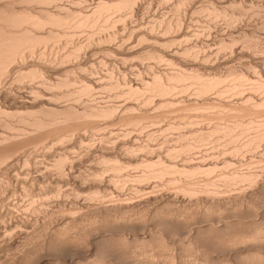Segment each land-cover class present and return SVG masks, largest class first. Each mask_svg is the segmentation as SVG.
<instances>
[{"label": "bare ground", "instance_id": "6f19581e", "mask_svg": "<svg viewBox=\"0 0 264 264\" xmlns=\"http://www.w3.org/2000/svg\"><path fill=\"white\" fill-rule=\"evenodd\" d=\"M71 1L74 4L65 3L63 0H0V175L4 174L2 172H7L9 183L12 178L16 188H21L26 195L32 194L35 184L40 185L51 174V178L54 179L58 175L59 180L63 181L67 176V169L70 170L68 167L81 163L83 157L80 156L81 153L77 152L78 155L75 156L76 154L72 155L67 151L69 144L68 146L66 144L74 140V135H81H78L80 138L77 143L83 146L85 144L83 135L87 130L98 133L102 120L120 125L122 132L119 131L118 136V132L114 134L117 139L113 137L115 141L112 139L111 145L110 134H104L105 138L101 137V141L102 139L104 141H99L102 144L96 147L102 150L99 158L104 164L102 168L95 169L90 174L79 178L73 177V181H78L80 186L91 178L94 187L92 186L93 189L89 192L88 198L95 200V205L92 204V207L80 212H77L76 208L73 210L63 208V213L68 212L72 215L67 221L61 222L62 225L55 226L52 230L49 229L50 231L45 229L50 227L48 225L55 218V211L41 210L44 211L42 225L39 224V227L32 232L27 231L23 238L24 243L26 241L30 244L29 241L34 238L40 239L42 233L46 231L45 239L54 250L62 253L60 255L66 251L72 252L71 245L83 235H88V238L95 242L96 256H99L97 258L101 256V261L107 252V247L109 250L108 243L114 242L116 247L118 245L114 251L117 258L115 259L120 264H264V151L259 150L264 147V56L261 57L263 60L261 63L259 61L258 64H250L249 62L248 66L245 65L247 66L245 70H239L240 68L233 65L229 66L225 72H221L220 69L218 71V68L217 71H209L210 66L213 65L206 64L212 56L210 55L212 51H208L209 48H205L207 52L203 53L201 49L203 46L196 48L190 43L181 47L179 34L167 36L180 28L183 6L186 3L188 5L191 0L177 1L174 7L177 13L175 19L160 20L159 18L144 29L145 31L137 32L139 36L136 33L138 37L136 40L144 43L140 44L143 45L140 46L141 48L121 53L120 50L130 47V43L127 44L130 35H127L128 41L127 38L124 39L125 43L122 41L124 38L122 36H125L126 30L122 35L124 31L118 34L116 28L120 23L124 28L128 26L126 24H130L127 22H130L135 10L143 5L140 4V0H96L93 5L87 0ZM86 2L87 5L84 4ZM210 2L212 1L200 7L198 11L207 13L211 20L224 18L228 24L233 25L244 13V11L237 12L236 9L230 10L233 8L226 5L218 6ZM259 3L258 6L261 5L259 7L264 8V4ZM252 5L254 7V4ZM231 7H237L238 10L237 3H232ZM241 7L239 6V10L242 9ZM263 8L262 10L259 8L260 11H263ZM118 28L122 29V27ZM82 32H86L89 37L88 40L86 39L87 42L84 40L85 43L77 37V34ZM133 32L135 30L129 32L131 36ZM117 34L120 35L119 38L122 37L121 41L117 39L118 46L123 42L126 44L124 49L116 47L120 49L118 52L123 54L121 63L131 62L132 65H138L140 68L146 67L145 70L148 72L143 70L147 75H142L139 69L140 77L137 79L133 77L135 80L131 78L134 75L128 79L124 70H122L124 72L121 71V74H124L117 76L116 70L120 72L121 68L114 70L113 65V68L107 70L108 72L105 70L107 73H104L103 77L101 75L102 78H93L94 76L90 74L94 68L90 70L88 66L82 65V60L79 61L84 51L86 54L88 50L86 48L92 46V43L94 47L95 43L102 45V49L109 57L113 55L116 50H113L111 44L117 38ZM252 34L242 32L229 39L221 38L220 41L218 40L219 48L223 51L233 50L238 43H241L252 51V54L255 51L264 50L262 43L260 45L255 39V34ZM175 44L180 45L179 47L176 45L178 49L174 48L175 51H171L170 47ZM243 45H240L241 48ZM100 46H96L95 49ZM200 55L207 61L206 63L198 62ZM115 56L116 54L113 55ZM77 60L81 63L76 62ZM102 62L101 59L99 63ZM218 62L220 63L219 60ZM162 63H166L168 67L164 68V65L163 70L155 69V65L160 66ZM103 64L107 65L105 61ZM130 66L126 67L130 69ZM215 66L212 67L215 69ZM260 66L263 72L261 68H258ZM134 73L136 76V72ZM10 74L18 89L10 88L2 91L4 88L1 89V87L5 85ZM96 87L108 94L112 101L103 100L101 103L102 100H98L97 102L96 95L95 97L93 95ZM19 88L27 89L24 91ZM211 94L216 95L214 97L216 101H212L215 100L214 98L210 101ZM98 95V98L102 97V94ZM181 95L187 97L188 103L187 100L185 103L182 101L184 104L181 102ZM237 96H240L239 100H235L234 97ZM232 97L236 102L228 100L229 98L232 100ZM109 98L106 99L109 100ZM179 98L180 103L177 102ZM175 104H182L180 107L176 106L180 111L176 114L177 118L165 124V127L163 123L160 124L163 132L172 133V136L176 133L174 142L170 134L171 140L167 133L163 135L162 131L157 129L162 136H165L163 138L168 139L163 141L162 138L164 143L172 141L168 145L166 143L167 146L163 142L159 143L165 146L163 151L161 150L164 146L158 145L159 149L161 148L158 151L155 143L152 144L157 150L150 144L152 139L159 138L151 131L147 132V138L150 140L146 139L145 143L132 142L135 139V136L130 135L134 132L133 130L142 132L149 125L160 129L161 126L157 123L165 118L172 107V110H176ZM152 105L159 111H153ZM149 108L153 110L150 112ZM167 108L171 109L168 111ZM176 111H171L174 112L173 116ZM169 117L171 118V113L168 114L167 118ZM165 120L168 121L166 118ZM83 129L87 130H84L85 133L82 134ZM95 133L93 136L96 135ZM44 139H49L50 144H46L47 148H55L58 144L64 149L56 154V157L54 156L51 167H46L47 165L42 163L39 165L40 162H37L38 164L35 163L37 168H32L34 171L29 170L30 167L25 170L31 165L32 160L30 156H24L22 161L26 167L18 171V162L13 156L23 149H29L26 147L30 145H37ZM157 139L155 141L159 142ZM96 144L90 143L89 146ZM206 148H209L211 152H208ZM203 150L204 152L207 150L208 153L198 154ZM139 151H144V155L139 154L142 153ZM259 151H262L263 159L258 160V157L256 159L252 157L247 163H242L246 155L248 158L249 154L250 158L251 154L255 155ZM138 154L144 157H139ZM43 165L44 168L39 167ZM109 171L111 175L106 179L105 175ZM1 176L4 177V175ZM58 184L56 196H60L61 192ZM102 188L110 191L103 194ZM126 188L128 191H124ZM8 190H10L9 187ZM14 191L16 193V190ZM35 200L36 198L32 199V205ZM6 201L5 196L0 195V203L3 205ZM1 217L0 213V220ZM68 247L70 252L66 249ZM65 249L66 251L62 252ZM29 250L26 249L27 252L24 250L25 256L22 255L24 259L30 253L32 254ZM90 259H93L92 256ZM197 259L202 262L197 263ZM89 262L87 264H91Z\"/></svg>", "mask_w": 264, "mask_h": 264}, {"label": "rangeland", "instance_id": "374dc122", "mask_svg": "<svg viewBox=\"0 0 264 264\" xmlns=\"http://www.w3.org/2000/svg\"><path fill=\"white\" fill-rule=\"evenodd\" d=\"M65 3L67 2L68 4L70 3H72V1L71 0H63ZM71 1V2H70ZM88 1V3H91L92 5L94 4V2L96 1V0H87ZM177 1L178 0H140V4H143L142 6H141V9H139L140 8V6L135 10L136 12H134V15H133V17H132V19L130 20V22H127V23H130V24H126V25H128V26H126V27H128L127 29H129V30H127L126 29V27L124 28V26H123V24H119V26H117V33L118 34H120V33H122L124 30H126V34H125V31H124V33H122V35L123 34H125V36L123 35L122 37H124V38H122V37H120L119 38V36L120 35H118L117 34V38L114 40L115 41V43H114V41H112L113 43L111 44L112 46H113V50H116V51H114V54L113 55H115L116 54V56L115 57H113V55H111L110 57L111 58H115L114 60L113 59H111L108 55H106V52L102 49V45L100 46L99 44L97 45V43H95V47H94V43H92V46L90 47H87L86 49H88L87 51H86V54H85V51H84V55L86 56H84L83 54L81 55V59L79 60V61H81L82 60V62H83V66L84 67H86V66H88L87 68H89L90 70H92V68H94V70L93 71H95V73L94 74H97L96 76L93 74V71H91V74L89 73V71H88V73L90 74V75H92V76H94L93 78H102L103 76H105L104 75V73L106 74L108 71V69L109 68H113V65L115 66L113 69L114 70H116V68H121L120 69V72L118 71V69L115 71L116 73V75L118 76V74H119V76L120 75H122V74H124V73H122L121 74V71L122 70H124V71H128L127 73L125 72V74H127L128 75V79H133V80H135V79H137V78H139L140 76V72L142 73V75H147L146 73L148 72L147 70H145L146 69V67H144V68H140V66L138 67V65H135V64H133L134 66H135V68H134V66L131 64V62H128V63H130L132 66H130V64H128V63H121V62H123L122 61V56H123V54H120L119 52L121 51V53H122V51H124V52H126V51H129V50H131V49H134V50H136V48L138 49V48H141L143 45H140V44H144V43H142V42H140L139 40V42L136 40L138 37L137 36H139L138 35V33L137 32H140L141 33V31L142 30H144V29H147L148 28V26H150L151 24H153V23H155V21L154 20H158L159 18H160V20H165V19H175L176 18V11H175V5H176V3H177ZM199 1V2H198ZM209 1H212V2H210V3H213V4H218V6H224V5H226V6H228V7H230V8H233V9H230V10H234V9H236L235 11H244V13H243V15H241V17H240V19L235 23V24H233V25H231V24H228L226 21H225V19L224 18H222V19H218V20H211V18H210V16H208L207 15V13H202V12H199L198 11V9L200 8V7H204ZM225 1H226V3H225ZM191 0V2L189 1L188 3V5H187V3H186V5L185 6H183V11H182V13H181V19H182V25L180 26V28L178 29V30H176V32H173V33H170V34H168L167 36L168 37H170L171 35H174V34H179L180 35V37H178V38H180V42H181V47H183V45H189L190 43V45H193L194 47H196V48H199V47H202L201 49H203V53L206 51L207 52V50L206 49H208V51L210 52V51H212V52H210V53H212V54H210V55H212V56H210V59H209V61L207 62L205 59H203L202 58V55H203V53H202V55H200L201 56V60L200 59H197L198 60V62L200 61L202 64H204V63H206V64H208L209 66L210 65H212V66H215V69L212 67V66H210L211 68V70H209V68H208V70L209 71H220L221 70V72H225L228 68H229V66H237L236 68H240L239 70H245L246 69V67L248 66L247 64H249V62H250V64L251 63H253V64H258L259 63V61H260V63H261V61H263L262 59H261V57H263L264 56V50H260V51H255L254 52V54H252V51H250V50H248V48L247 47H245L243 44H241V43H238L236 46H235V48L233 49V50H225V51H223V50H221L220 48H219V45H218V42L220 41V39L221 38H225V39H229V38H232V36H237V35H239L240 33H242V32H248L249 34H250V32H251V34L252 33H254L255 35V39H256V41L261 45V43H262V45L261 46H263L264 47V8L263 7H259V6H261V5H259L258 6V3H259V1H260V3L261 4H264V0H256V2H255V0ZM236 1V2H235ZM240 1V2H239ZM262 1V2H261ZM158 2V3H157ZM196 4V6H195V4ZM203 2V3H202ZM245 2V3H244ZM155 3V4H154ZM198 3V4H197ZM220 3V4H219ZM232 3L234 4V3H237L238 4V10H237V7L235 8V7H231V5H232ZM254 4V7H253V5L252 4ZM259 3V4H260ZM72 4H74V3H72ZM84 4H86L87 5V2L86 3H84ZM147 6V7H144L145 5ZM248 4V5H247ZM257 4V5H256ZM88 5H90V4H88ZM165 5V6H164ZM170 5V6H169ZM200 5V6H199ZM252 7H251V6ZM91 6V5H90ZM151 6V7H150ZM156 6V7H155ZM173 6V7H172ZM239 6H242L240 9L241 10H239ZM245 6V7H244ZM143 7V8H142ZM163 7V8H162ZM255 7H258V8H255ZM193 8V9H192ZM243 8H244V10H243ZM252 8V9H251ZM262 10V8H263V11H260V9ZM191 9V10H190ZM246 9V10H245ZM247 9H249V10H247ZM256 11H255V10ZM259 11H258V10ZM139 10V11H138ZM148 10V11H147ZM153 10V11H152ZM167 10V11H166ZM162 11V12H161ZM165 11V12H164ZM192 11V12H191ZM252 11V12H251ZM258 11V12H257ZM140 14H139V13ZM147 12V13H146ZM247 12V13H246ZM262 12V13H261ZM142 13V14H141ZM152 13V14H151ZM154 13V14H153ZM173 13V14H172ZM189 14V15H188ZM254 14V15H253ZM138 15V16H137ZM148 15V16H147ZM245 15V16H244ZM250 15V16H249ZM258 15V16H257ZM149 16H150V18H149ZM190 16V17H189ZM192 16V17H191ZM263 16V17H262ZM194 17V18H193ZM261 17V18H260ZM164 18V19H163ZM263 18V19H262ZM140 19H142V20H140ZM249 19V20H248ZM258 19V20H257ZM135 20V21H134ZM150 20V21H149ZM198 20H200V21H198ZM246 20H248V22L246 21ZM141 21V22H140ZM148 21V22H147ZM192 21V22H191ZM259 21V22H258ZM261 21H262V23H261ZM184 22H185V24H184ZM187 22V23H186ZM135 23V24H134ZM138 23V24H137ZM190 23V24H189ZM257 23V24H256ZM148 24V25H147ZM187 24V25H186ZM205 24V25H204ZM260 24H261V26H260ZM132 25V26H131ZM135 25V26H134ZM256 25V26H255ZM259 25V26H258ZM141 26V27H140ZM144 26V27H143ZM118 27H122V29L121 28H118ZM138 27V28H137ZM211 27V28H210ZM215 27V28H214ZM248 27H250V28H248ZM255 27V28H254ZM133 28V29H132ZM136 28V29H135ZM141 28V29H140ZM143 28V29H142ZM160 27L158 26V29H159ZM184 28V29H183ZM185 28H186V31H185ZM188 28V29H187ZM220 28V29H219ZM236 28V29H235ZM239 28V29H238ZM115 29V30H116ZM222 29V30H221ZM254 29V30H253ZM256 29V30H255ZM257 29H258V31H257ZM119 30V31H118ZM133 30H135V32H133V36H131L132 34H130L131 33V31H133ZM141 30V31H140ZM214 30V31H213ZM231 30V31H230ZM241 30V31H240ZM130 33H129V32ZM145 31V30H144ZM183 31V32H182ZM188 31V32H187ZM238 31V32H237ZM253 31V32H252ZM208 32V33H207ZM220 32V33H219ZM226 32V33H225ZM255 32H257V33H255ZM260 32V33H259ZM136 33H137V36H136ZM203 33V34H202ZM223 33H225V34H223ZM236 33V34H235ZM183 34V35H182ZM213 34V35H212ZM216 36H215V35ZM228 34V35H227ZM235 34V35H234ZM78 36V38H80V40H82V42H84L85 43V41H86V39L88 40V34L86 33V32H82L81 34H77ZM127 35L129 36H131V38H130V36H129V39L127 38ZM253 35V34H252ZM166 36V35H165ZM188 37L187 39L185 38V37ZM218 36V37H217ZM121 38H122V41H126V40H124V39H126L127 38V44H129L130 43V49L129 48H127V47H125L126 46V42L123 44V43H120L121 45L120 46H118V44H117V42H118V40L119 41H121ZM135 38V39H134ZM261 38V39H260ZM118 39V40H117ZM150 39V38H149ZM196 39V40H195ZM263 39V40H262ZM85 40V41H84ZM117 40V41H116ZM219 40V41H218ZM135 41V42H134ZM200 41V42H199ZM211 41V42H210ZM87 42V41H86ZM134 42V43H133ZM194 42V43H193ZM147 43V42H146ZM183 43V44H182ZM117 44V45H116ZM207 44V45H206ZM108 45H110V43H108ZM125 45V46H124ZM176 45H178V44H175V45H173V46H171L170 47V49H171V51L172 50H174L175 51V49H178V48H176L175 46ZM180 45V44H179ZM179 45H178V47H179ZM185 45V46H186ZM204 45H206V46H204ZM240 45H243L242 46V48H241V46ZM96 46H100L101 47V49H100V47H98V49H95V48H97ZM112 46H111V48H112ZM128 46V45H127ZM141 46V47H140ZM198 46V47H197ZM116 47H118V48H122L123 47V49H124V47H125V49L124 50H120V49H116ZM213 47V48H212ZM238 47V48H237ZM245 47V48H244ZM92 48H94L95 50H90V49H92ZM175 48V49H174ZM206 48V49H205ZM241 48V49H240ZM85 49V50H86ZM127 49V50H126ZM220 49V50H219ZM90 50V51H89ZM118 50H120L119 52H118ZM237 50V51H236ZM239 50H241V51H239ZM243 50V51H242ZM245 50H246V52H245ZM95 51V52H94ZM103 51V52H102ZM249 51H250V54H251V56L249 55ZM93 52V53H92ZM123 52V53H124ZM208 52V53H209ZM240 52V53H239ZM242 52H244V54L242 53ZM97 53V54H96ZM99 53V54H98ZM101 53V54H100ZM119 53V54H118ZM245 53H248V54H246L245 55ZM95 54V55H94ZM105 54V55H104ZM243 54V55H242ZM92 55V56H91ZM263 55V56H262ZM97 56V57H96ZM234 56V57H233ZM238 56V57H237ZM248 56V57H247ZM254 56V57H253ZM89 58V59H88ZM103 60V62L105 61V63H107V65L105 64V66H104V64L102 65V63H99V62H101V59ZM109 59L108 61L106 60V59ZM120 58V59H119ZM252 58H253V60H252ZM258 58V59H257ZM84 59V60H83ZM205 60V62L203 61V60ZM250 59V60H249ZM264 59V58H263ZM90 60V61H89ZM98 60V61H97ZM218 60L220 61V63L218 62ZM245 60V61H244ZM78 60L76 61V62H78V63H81V62H79ZM118 61V62H117ZM233 61V62H232ZM93 62V63H92ZM114 62V63H113ZM197 62V61H196ZM209 62H211V63H209ZM244 62V63H243ZM245 62H246V64H245ZM77 63V64H78ZM144 63H147L148 64V62H146V61H144ZM194 63H195V61H194ZM225 63V64H224ZM75 64V63H74ZM73 64V65H74ZM76 64V65H77ZM93 64V65H92ZM147 64H145V65H147ZM221 66H219V65ZM228 64V65H227ZM96 65V66H95ZM99 65V66H98ZM101 65V66H100ZM124 65V66H123ZM131 67L130 69H128L127 67ZM144 65V66H145ZM162 65V66H161ZM165 65V66H164ZM245 65H247V66H245ZM117 66V67H116ZM121 66H123V67H121ZM138 67V70H137V67ZM162 68H161V67ZM160 66L159 65H155V69H164V68H167L168 66H167V64L166 63H162V64H160ZM163 66H164V68H163ZM167 66V67H166ZM244 66H245V68H244ZM106 67V68H105ZM126 67V69H124ZM158 67V68H157ZM98 68V69H97ZM105 68V69H104ZM218 68V69H217ZM259 69L261 68V66L260 67H258ZM104 69V70H103ZM139 69H141V71L139 70ZM145 70V72H144V70ZM217 69V70H216ZM220 69V70H219ZM102 70H103V72H102ZM107 72H106V71ZM124 71H122V72H124ZM131 71H134V72H136V76H135V73L134 72H131ZM140 71V72H139ZM261 71H262V68H261ZM101 72V73H100ZM139 72V73H138ZM263 72V71H262ZM130 73V74H129ZM138 73V74H137ZM12 75H13V72H12ZM12 75L10 74V76H8L7 77V79L8 80H6V82H5V85H3L2 87H1V89H3L2 91H4L5 89H10V88H16V89H18L17 87H16V85H14V83H16V82H14V78L12 77ZM101 75H102V77H101ZM131 75H134V76H131ZM14 76V75H13ZM91 76V77H92ZM130 76H131V78H130ZM10 77H12V78H10ZM135 79H134V78ZM12 79V80H11ZM99 80V79H98ZM102 80V79H101ZM100 80V81H101ZM9 81V82H8ZM12 83V84H11ZM24 91L27 89V88H22ZM21 88H19V90H22ZM99 89V88H98ZM97 89V87H96V90L94 91L95 93L93 94L94 95V97H95V95H96V98H95V100L97 101V102H99L98 100H102L101 101V103H103V100H105V102H111L112 100L108 97V94H106L105 92L103 93L102 91H100V89L98 90ZM100 93V95L102 96V97H99L98 98V94ZM103 94H105V95H103ZM98 95V96H97ZM215 94H211L210 96V101L212 100V98H214V97H216V95L214 96ZM183 95H181L180 96V98H182L181 99V102L183 101L184 103H185V101L187 100V97H182ZM213 96V97H212ZM101 98H105V99H101ZM106 98H109V100L108 99H106ZM180 98L178 99V101L177 102H179L180 103ZM184 98H186V99H184ZM235 98V100H239V98H240V96H237V97H234ZM233 97H232V100L229 98L228 100H230V101H234V102H236L235 100H233L234 99ZM215 100H212V101H216V98H214ZM182 102V103H183ZM187 103H188V100L186 101ZM183 103V104H184ZM186 103V104H187ZM153 106V108L155 107L154 105H152ZM151 106V107H152ZM179 106H182V104H180V105H174V108H176V110H172L173 109V107H172V109L171 108H167V110L169 111L170 109H171V111H176V113H175V116H173L174 115V112H171V111H169L170 113H171V118L169 117V118H167V116H168V114H170L168 111V114H166V116H165V118L166 119H168V121L167 120H165V118L160 122V123H157L158 124V126L161 124L162 125V123H163V125H164V127H165V124L167 125L169 122H172V121H174L176 118H177V115L176 114H179L180 113V111L177 109V107ZM153 108L152 109H148V110H150V112H151V110H153ZM153 111H156V112H158L159 110H158V108L156 109V108H154V110ZM152 111V113H154ZM155 112V113H156ZM167 112H165V113H167ZM173 113V114H172ZM175 118V119H174ZM171 119V120H170ZM173 119V120H172ZM107 123V124H106ZM157 124L155 125V126H157ZM153 125V126H154ZM160 125V126H161ZM101 126V128H100V130L98 131V133H97V131H96V135L95 136H93V132L92 131H89V130H87V129H83L82 131H81V133L83 134V132H84V130H87L86 131V134H84L83 136H85V137H83V141H84V143L85 144H83V146L81 145H79L77 142H78V140H79V138H80V134H77V136L76 135H74V140L72 139L71 140V142H69V143H67L66 145L68 146V144H69V146L67 147V151H69L72 155L73 154H76L75 156H77L78 154H80L81 153V157H82V161H81V163H82V166H81V163H79V164H77V163H75L72 167L74 168V169H72V167L70 166V167H68V168H70V170L69 169H67V173H66V178H64V180L62 181V180H59V177H58V175L57 176H55L54 177V179H53V177L51 178V176H52V174L50 175V176H48V178L46 179V180H44L42 183H40V185L39 184H35L34 186H33V190L34 191H32V194H29V195H26L22 190H21V188H16V185H15V183H14V181L12 180V178H11V181H10V183H9V181L7 180L8 178H7V176H6V173L7 172H2V173H4V174H1V175H4V177L3 176H1L0 175V195L2 196H5V201L6 202H3V205H2V203H0V208L2 209H0V213H1V215H2V217H1V220H0V264H14L16 261V263L15 264H21L22 262H24L23 264H31V262H32V264H40V262H41V264H79V262H81L80 264H83V262H85V264H87L89 261V263H91V261H93L94 259L96 260V262H95V260L91 263V264H120V262H118V260H117V262H116V257H115V252L114 251H116V249H117V247H118V245H117V247H116V243L115 244H113V243H108V246H110L109 247V250H108V247H107V252H106V254L102 257V261H101V256H100V258H97V257H99V256H96L97 255V250H96V248H94L95 247V242H93L91 239H89L88 238V235H83V236H87L86 238H88V239H86L85 237H81V238H79V239H77V241L75 242V243H73L74 244V246H73V244L71 245V251L72 252H70V245H69V247L68 248H66L67 250H69V252L71 253H67L68 251H66V249L64 250V251H62V252H65L63 255H60V254H62L61 252H57L56 250H54L53 249V247L51 246V244H49V242H48V240L47 239H45V230H49V229H51L52 230V228L54 227L55 228V226H60V225H62V223H63V221H67L69 218H70V216L72 215L71 213L69 214L68 212H62V210H63V208H66L67 210L69 209V210H73L74 208H76V211L78 212H80V211H83V210H87L89 207H92L93 205H95V202L92 200V199H89L88 197H89V192L91 191V189H93V185H92V183L91 182H93L92 180H87V182H89V183H91V184H87V182L84 184V185H81L80 186V183H78V181H73L74 180V178L73 177H75V178H79L80 176H84V175H88V174H90V172L91 171H95V169L97 170V169H99V168H102L103 166H104V164H102V162H101V160L99 159L100 158V155H101V151L102 150H99V144L101 143V142H103L104 141V139H102V141H101V137H104L105 138V135L104 134H106V135H109L110 134V138H111V141H109V142H111L110 143V145L111 144H113V142H112V139L114 140V138H115V140L117 139L116 137L118 136V134L120 133V132H122L121 131V128H119L120 127V125H116V124H114V123H108V121H106V120H102V124L100 125ZM150 126V125H149ZM149 126H147V127H145V129L142 131V132H139L138 130H133L134 132H131V136L132 137H134L135 139H137V141L135 142V139H133L134 141H132L133 143H138L139 144V142H140V144H142V143H145L149 138H147L148 137V133L147 132H149L150 133V131L152 132V133H154L157 137H159L157 140H159V142H156L154 139H152L151 140V142L150 141H148V142H150V144L153 146V147H157L158 145L160 146H164V145H162V144H159V143H162L163 141H165L164 139H166V141L168 140L167 138H163V137H165V136H162V134L163 135H166V133L168 134V138H170V136H172V133H168V132H166V131H162V126L160 127V129H159V127L157 128V127H152V125L149 127ZM150 128V130H149V128ZM163 127V128H164ZM106 128V129H105ZM148 128V129H147ZM155 128V129H154ZM105 129V130H104ZM108 129V130H107ZM114 129V130H113ZM119 129V130H118ZM153 131H152V130ZM158 131H162V134H161V132H158ZM102 130V132H100ZM156 130V131H155ZM2 131V130H1ZM120 131V132H119ZM146 131V132H145ZM88 132V133H87ZM116 132H118L117 133V136L115 137L114 136V134H116ZM159 134V135H157V133ZM85 133V132H84ZM141 136V137H139V135ZM142 133V134H141ZM92 134V135H91ZM113 134V135H112ZM169 134H170V136H169ZM78 135H80L79 137H78ZM104 135V136H103ZM143 135V136H142ZM174 135H176V133L174 134ZM172 136L173 137V142H174V137L175 136ZM76 136V137H75ZM112 136V137H111ZM77 137H78V139H77ZM107 137V136H106ZM114 137V138H113ZM136 137H138V138H136ZM146 137V138H145ZM167 137V136H166ZM142 138V139H141ZM163 138V139H162ZM77 139V140H76ZM84 139H86V140H84ZM88 139V140H87ZM141 139V140H140ZM147 139V140H146ZM163 141H162V140ZM94 140V141H93ZM114 140V141H115ZM150 140V139H149ZM160 140H161V142H160ZM170 140H171V138H170ZM169 140V143H167V142H163L165 145H166V143H167V145L168 144H170L172 141H170ZM86 141V142H85ZM93 141V142H92ZM99 141H101V142H99ZM43 142V143H42ZM74 142V143H73ZM88 142V143H87ZM41 143V144H40ZM40 143H38L37 145H30V146H28V147H26V148H29V149H23V150H21V151H19L17 154H15V156H13V157H15V161L16 162H18L17 163V169H18V166H19V170L18 171H21V170H24L25 169V165H24V161H22L23 159H24V156H30L31 157V160H32V162H31V165L30 166H27L26 167V169L25 170H27V168H29V170H31V171H34L33 169H35V168H37V166L35 165V163L36 164H38L39 162V165H42V164H44V165H47L46 167H51V164H52V162H53V160L55 159V157L57 156L56 154H58L59 152H62L64 149H63V147L62 146H60V145H58V144H56V147L55 148H47L46 147V144L47 143H49L50 144V142H49V139H44V140H42ZM77 143V144H76ZM87 143V144H86ZM90 143H93V144H96V145H91L92 146V148H91V146H89V144ZM155 145H153V144ZM40 144V145H39ZM102 144V143H101ZM100 144V145H101ZM78 145V146H77ZM166 145V146H167ZM35 146H37V147H35ZM58 146H59V148L61 149H59L58 148ZM80 146V147H79ZM88 146H89V149H88ZM96 146H98V147H96ZM159 146L157 147L158 148V151H160L161 150V148L159 149ZM35 147V148H34ZM62 147V148H61ZM155 147V149L157 150V148ZM74 148V149H73ZM97 148V149H96ZM164 148H165V146L164 147H162V150L161 151H163L164 150ZM63 149V150H62ZM76 149V150H75ZM95 149V151H93ZM207 150H208V152H211L210 151V149L209 148H206ZM27 150V151H26ZM42 150V151H41ZM89 150V151H88ZM207 150H205V152H204V150H203V152H200L199 151V153L198 154H204V153H206L207 152ZM259 150H263L264 151V147L261 149H259ZM93 151V152H92ZM77 152H78V154H77ZM87 152V153H86ZM91 152V153H90ZM139 152H142V151H139ZM138 152V153H139ZM207 152V153H208ZM258 152V151H257ZM256 152V153H257ZM156 152H154V154H155ZM196 153V154H197ZM255 153V155L254 154H251L252 156L249 158V154H248V158L245 156V159H244V161L242 162V163H247L248 162V160L249 159H252V157H254L255 159L258 157V160L259 159H263L264 158V156L261 154L262 153V151H259V153H257L256 154ZM40 154V155H39ZM85 154V155H84ZM139 154H143L144 155V151L142 152V153H139ZM139 154H138V156H139ZM197 154V155H198ZM200 154V155H201ZM261 154V155H260ZM53 155V156H52ZM91 155V156H90ZM97 155V156H96ZM256 155H258V156H256ZM23 156V157H22ZM55 156V157H54ZM199 156V155H198ZM256 156V157H255ZM263 156V158H261ZM12 157V160H14V158ZM139 157H144V156H139ZM19 158V159H18ZM77 158V157H76ZM88 159V160H87ZM246 159H247V161H246ZM86 160V161H85ZM94 160V161H93ZM34 161V162H33ZM250 161V160H249ZM38 162V163H37ZM33 163V164H32ZM42 163V164H41ZM20 164V165H19ZM94 164V165H93ZM239 164V163H238ZM23 165H24V167H23ZM35 165V166H34ZM44 165L43 166H39L40 168L41 167H43L44 168ZM90 167V168H89ZM22 168V169H21ZM33 168V169H32ZM77 168V169H76ZM79 169V170H78ZM1 171H4V170H1ZM110 173V174H109ZM109 173L107 172V174L105 175V178L107 179V178H109L110 177V175H111V172L109 171ZM54 175V174H53ZM76 175V176H75ZM2 177V178H1ZM57 177V178H56ZM71 177V178H70ZM51 178V179H50ZM3 180V181H2ZM4 180H5V183H4ZM56 180V181H55ZM6 181H8V183L6 182ZM13 181V182H12ZM65 181V182H64ZM71 181V182H70ZM61 182V183H60ZM78 184H77V183ZM59 183V184H58ZM60 185V196H56L55 194V192L58 190L57 188H58V186H56V185ZM64 184H66V185H64ZM68 184V185H67ZM73 184V185H72ZM4 185V186H3ZM9 185H11V186H9ZM14 185H15V187H14ZM47 185V186H46ZM85 185H87V186H85ZM90 186V187H89ZM93 186V187H92ZM2 187V188H1ZM8 187H9V189L10 190H8ZM46 187V188H45ZM55 187V188H54ZM85 187V188H84ZM12 188V189H11ZM15 188V189H14ZM50 188V189H49ZM75 188V189H74ZM83 188V189H82ZM16 190V193H15V191L14 190ZM36 189H38V190H36ZM49 189V190H48ZM72 189V190H71ZM35 190H36V192H35ZM128 191V188H126L124 191ZM20 191V192H19ZM108 191H110L109 189H104V188H102V193L103 194H106V193H108ZM6 192V193H5ZM50 192V193H49ZM18 193V194H17ZM38 193V194H37ZM72 193V194H71ZM5 194V195H4ZM13 194V195H12ZM16 194V195H15ZM19 194L21 195V196H19ZM67 194H68V196H67ZM10 195H11V197H10ZM26 195V196H25ZM37 195V196H36ZM72 195V196H71ZM86 195V196H85ZM65 198H64V197ZM75 196V197H74ZM64 199H63V198ZM10 198V199H9ZM28 198V199H27ZM35 199L36 198V200H35V203L32 205L31 204V201H32V199ZM68 198V199H67ZM74 198V199H73ZM79 198V199H78ZM22 199H24V200H22ZM61 199H63V200H65V201H63V200H61ZM10 200H13V201H10ZM45 200V201H44ZM81 200V201H80ZM19 201V202H18ZM54 201V202H53ZM56 201V202H55ZM62 201V202H61ZM78 201V202H77ZM80 201V202H79ZM11 202V203H10ZM25 202H26V204H25ZM42 202H44V203H42ZM49 202V203H48ZM59 202V203H58ZM76 202V203H75ZM87 202V203H86ZM94 202V203H93ZM15 205H13V204ZM29 203V204H28ZM48 203V204H47ZM78 203V204H77ZM21 204V205H20ZM40 204V205H39ZM59 204V205H58ZM73 204V205H72ZM75 204H76V206H75ZM89 205V206H86V205ZM93 204V205H92ZM6 205V206H5ZM7 205H8V207H7ZM11 205V206H10ZM23 205V206H22ZM56 205V206H55ZM91 205V206H90ZM35 206V207H34ZM45 206V207H44ZM53 206V207H52ZM64 206V207H63ZM82 206V207H81ZM21 207V208H20ZM32 207H34L33 208V210H32ZM38 209H37V208ZM56 207V208H55ZM58 207V208H57ZM62 207V208H61ZM87 207V208H86ZM6 208V209H5ZM16 208V209H15ZM24 208V209H23ZM51 208V209H50ZM72 208V209H71ZM83 208V209H82ZM19 209H21V210H19ZM48 210L49 209V211H52V212H54L55 211V214H56V216H55V214H54V217L55 218H53L51 221H50V224L48 225V226H50V227H48V228H46L44 231V233H42V235H41V237H40V239H39V237L38 238H34L33 240H31V241H29L30 242V244H28V243H26V241H25V243H24V235L27 233V231L28 232H32V231H34L35 230V228L37 227H39V224H40V226L42 225L41 223L43 222L42 220L44 219L43 218V216H44V211H41V210ZM22 210H24V211H22ZM36 210H38V211H36ZM58 210H60V211H58ZM2 211V212H1ZM32 211V212H31ZM60 212V213H59ZM76 212V213H77ZM8 213H9V215H8ZM15 215H14V214ZM18 213H19V215H18ZM32 213H34L33 214V216H31L32 215ZM39 213V214H38ZM4 214V215H3ZM6 214V215H5ZM10 214H12V215H10ZM21 214V215H20ZM29 214V215H28ZM63 214V215H62ZM68 214V215H67ZM14 215V216H13ZM19 218H18V217ZM24 216V217H23ZM29 216V217H28ZM58 216V217H57ZM6 217V218H5ZM9 217H10V219H9ZM12 217V218H11ZM18 219H17V218ZM34 217H35V219H34ZM14 218V219H13ZM27 218V219H26ZM16 219V220H15ZM26 219V220H25ZM66 219V220H65ZM7 220H9V221H7ZM19 220V221H18ZM30 220V221H29ZM15 221V222H14ZM22 221V222H21ZM58 221V222H57ZM3 222H5V223H3ZM9 222V223H8ZM31 222V223H30ZM34 222V223H33ZM53 222V223H52ZM62 222V223H61ZM15 223V224H14ZM37 223V224H36ZM59 223V224H58ZM14 226H13V225ZM32 224V225H31ZM54 224V225H53ZM4 225V226H3ZM16 225V226H15ZM9 226V227H8ZM35 226V227H34ZM2 227V228H1ZM17 227V228H16ZM33 227V228H32ZM10 228V229H9ZM22 228H24V229H22ZM32 228V229H31ZM36 228V229H37ZM19 229H21V230H19ZM10 230V231H9ZM21 231V232H20ZM50 231V230H49ZM48 231V232H49ZM7 232V233H6ZM11 232V233H10ZM17 233V234H16ZM74 233H75V231H74ZM3 234V235H2ZM8 234V235H7ZM44 235V236H43ZM2 236V237H1ZM21 236V237H20ZM42 236L44 237V238H42ZM11 237V238H10ZM15 238V239H14ZM46 238H47V236H46ZM85 238V239H84ZM91 238V237H90ZM5 239V240H4ZM41 240V241H40ZM43 240V241H42ZM47 240V241H46ZM80 240V241H79ZM4 241V242H3ZM5 241H6V243H5ZM18 241V242H17ZM33 241V242H32ZM37 241V242H36ZM40 241V242H39ZM46 243H45V242ZM82 241V242H81ZM42 242V243H41ZM83 242H84V244H83ZM87 242V243H86ZM93 242V243H92ZM5 243V244H4ZM10 243V244H9ZM18 243V244H17ZM33 243H35V244H33ZM82 243V245H79V244H81ZM89 243H91V245H89ZM16 244V245H15ZM28 244V245H27ZM36 244H38V245H36ZM43 244V245H42ZM76 244V245H75ZM88 244V245H87ZM95 244V245H94ZM113 244V245H112ZM8 245V246H7ZM24 245L26 246V247H24ZM29 245L31 246L30 248H29ZM84 245H87V246H84ZM6 246H7V248H6ZM35 246H36V248H35ZM81 246V247H80ZM91 246V247H90ZM26 248V249H30L29 251H31L32 252V254L30 253L27 257H25V259L23 258L25 255V253H24V250H25V252H27L26 251V249H24V248ZM41 247V248H40ZM43 247V248H42ZM48 249H47V248ZM77 247V248H76ZM79 247V248H78ZM83 247H84V249H83ZM21 248V249H20ZM34 248V249H33ZM40 250H39V249ZM45 248V249H44ZM51 248V249H50ZM80 248H82V249H80ZM88 248V249H87ZM90 248V249H89ZM112 248V249H111ZM113 248H115V249H113ZM19 249V250H18ZM33 249V250H32ZM36 249H38V250H36ZM14 252H13V251ZM45 250V251H44ZM73 250H75V251H73ZM91 250V251H90ZM16 251V252H15ZM28 251V252H29ZM35 252V254H34V252ZM38 251H41V252H38ZM82 251V252H81ZM44 252V253H43ZM56 252V253H55ZM77 252H79V253H77ZM80 252H81V254H80ZM85 252V253H84ZM94 253V256H93V253ZM111 252V254H109ZM11 253V254H10ZM18 253V254H17ZM21 253V254H20ZM41 253V254H40ZM51 253V254H50ZM91 253V254H90ZM56 254V255H55ZM74 254V255H73ZM108 254V255H107ZM113 254V255H112ZM20 255H21V257L23 258H21L20 257ZM22 255H24V256H22ZM42 255V256H41ZM49 255V256H48ZM90 255V256H89ZM108 256V258H105V257H107ZM13 256H15V257H13ZM19 256V257H18ZM30 256V257H29ZM66 258H65V257ZM83 256H84V258H83ZM87 256H89V258L87 257ZM91 256H92V260L90 259L91 258ZM114 256V257H113ZM5 257H6V260H5ZM37 258V259H35V258ZM42 257H43V259H42ZM8 258H10V259H8ZM30 258V259H29ZM32 258V259H31ZM46 258V259H45ZM55 258V259H54ZM60 258V259H59ZM97 258V259H96ZM104 258V259H103ZM116 258V259H115ZM19 259V260H18ZM34 259V260H33ZM39 259V260H38ZM58 259V260H57ZM68 259V260H67ZM71 259V260H70ZM80 259H83V260H81L80 261ZM89 259V260H88ZM100 260V263H99V260ZM106 259V260H105ZM8 260V261H7ZM16 260V261H15ZM23 260V261H22ZM29 260V261H28ZM44 260H46V261H44ZM70 260V261H69ZM104 260V261H103ZM113 260V261H112ZM7 261V263H5ZM33 261H36V262H33ZM57 261V262H56ZM83 261V262H82ZM88 261V262H87ZM53 262V263H52ZM75 262V263H74ZM107 262V263H106ZM196 262V261H195ZM200 263V262H202V261H200V259L198 260L197 259V263Z\"/></svg>", "mask_w": 264, "mask_h": 264}]
</instances>
